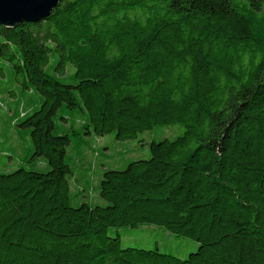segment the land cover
<instances>
[{"label": "trees", "instance_id": "trees-1", "mask_svg": "<svg viewBox=\"0 0 264 264\" xmlns=\"http://www.w3.org/2000/svg\"><path fill=\"white\" fill-rule=\"evenodd\" d=\"M0 78V264H264V0H65L0 26Z\"/></svg>", "mask_w": 264, "mask_h": 264}, {"label": "rangeland", "instance_id": "rangeland-1", "mask_svg": "<svg viewBox=\"0 0 264 264\" xmlns=\"http://www.w3.org/2000/svg\"><path fill=\"white\" fill-rule=\"evenodd\" d=\"M48 73L52 74L54 73L53 65L52 67L48 68ZM72 77H68V79H63L62 81L65 83H73ZM3 83L5 82V85H3V88L6 87L8 89L9 87H13V82L6 78L2 79ZM5 89V88H4ZM1 132V131H0ZM183 133V128L181 126L176 127H170V128H160V129H154L150 132H146L143 134L142 138L144 139L143 142L137 143L136 145L140 146L139 150H137L135 153L139 155H146L148 153V146L147 142H150L151 139H161L165 137H171L175 138L176 136ZM18 134V146L22 149H27L29 147V133L25 130H15L11 137L15 138V135ZM73 136V142L74 144L81 143V148L83 145H86L83 143V139L80 136L72 135ZM10 137V139H11ZM9 138H7L6 141ZM114 139L113 135H107L105 137H102L101 140L110 142ZM4 141V140H1ZM147 141V142H146ZM83 144V145H82ZM116 144V143H114ZM135 144V143H131ZM139 144V145H138ZM5 147V146H4ZM132 147V145H131ZM117 145L113 147L112 149H116ZM135 156V155H132ZM147 157V156H146ZM118 155H114V159H118ZM123 169V168H119ZM121 246L123 248L127 247H136V248H143V249H160L162 252L165 253H171L177 257H180L182 259L187 258L190 253L194 252L198 248V244L188 238L184 237H177L174 234H171L164 228L158 227V226H151V225H144L139 228H133V229H122V242Z\"/></svg>", "mask_w": 264, "mask_h": 264}, {"label": "water", "instance_id": "water-1", "mask_svg": "<svg viewBox=\"0 0 264 264\" xmlns=\"http://www.w3.org/2000/svg\"><path fill=\"white\" fill-rule=\"evenodd\" d=\"M65 0H0V26L16 28L47 19Z\"/></svg>", "mask_w": 264, "mask_h": 264}]
</instances>
